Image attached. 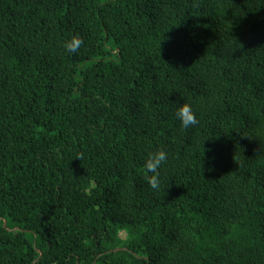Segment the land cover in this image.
Wrapping results in <instances>:
<instances>
[{
  "label": "trees",
  "instance_id": "1",
  "mask_svg": "<svg viewBox=\"0 0 264 264\" xmlns=\"http://www.w3.org/2000/svg\"><path fill=\"white\" fill-rule=\"evenodd\" d=\"M0 264H264V0H0Z\"/></svg>",
  "mask_w": 264,
  "mask_h": 264
},
{
  "label": "clouds",
  "instance_id": "2",
  "mask_svg": "<svg viewBox=\"0 0 264 264\" xmlns=\"http://www.w3.org/2000/svg\"><path fill=\"white\" fill-rule=\"evenodd\" d=\"M83 40L79 36H72L71 38L65 40L63 47L68 54H76L80 51ZM174 117L180 123V126L187 130L198 125L199 120L195 111L190 103H181L174 112ZM83 154L77 157V159L82 158ZM168 159V152L163 149H157L156 151L149 152L147 158L144 160L143 168L146 172L150 173L146 177L148 187L153 191H159L162 183L161 178V168L166 164Z\"/></svg>",
  "mask_w": 264,
  "mask_h": 264
},
{
  "label": "rangeland",
  "instance_id": "3",
  "mask_svg": "<svg viewBox=\"0 0 264 264\" xmlns=\"http://www.w3.org/2000/svg\"><path fill=\"white\" fill-rule=\"evenodd\" d=\"M121 237H124V234H121Z\"/></svg>",
  "mask_w": 264,
  "mask_h": 264
},
{
  "label": "water",
  "instance_id": "4",
  "mask_svg": "<svg viewBox=\"0 0 264 264\" xmlns=\"http://www.w3.org/2000/svg\"><path fill=\"white\" fill-rule=\"evenodd\" d=\"M115 251H118V249H117V250H114V252H115ZM112 252H113V251H112Z\"/></svg>",
  "mask_w": 264,
  "mask_h": 264
}]
</instances>
